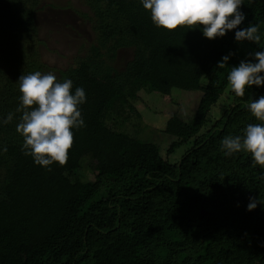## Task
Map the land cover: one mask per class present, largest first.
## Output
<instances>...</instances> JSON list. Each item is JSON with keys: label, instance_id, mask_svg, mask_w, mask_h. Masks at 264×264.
Here are the masks:
<instances>
[{"label": "trees", "instance_id": "1", "mask_svg": "<svg viewBox=\"0 0 264 264\" xmlns=\"http://www.w3.org/2000/svg\"><path fill=\"white\" fill-rule=\"evenodd\" d=\"M42 1L0 0V264H264V0H83L92 41L53 75ZM163 70L201 95L161 148L123 123Z\"/></svg>", "mask_w": 264, "mask_h": 264}, {"label": "rangeland", "instance_id": "2", "mask_svg": "<svg viewBox=\"0 0 264 264\" xmlns=\"http://www.w3.org/2000/svg\"><path fill=\"white\" fill-rule=\"evenodd\" d=\"M83 0H43L36 12L37 26L35 48L39 57L49 68L45 72L56 74L57 69H64L73 63L78 55H84L88 44L92 41V31L88 20L81 15L87 12ZM132 58L131 50L122 48L117 51L114 67L117 69ZM175 72L163 70L157 78L141 74L139 85L143 88L145 103L137 100L132 107H126L127 119L124 127L130 135L158 146L165 147L172 141L193 115L201 92L181 90L174 79ZM241 81L234 75L232 86L226 89L215 107L208 113L207 128L223 112L228 103L227 94L230 90H238ZM141 115L138 118L137 115ZM109 123H115L110 121ZM184 146L177 148L167 158L179 160ZM85 179H92L91 169L83 167Z\"/></svg>", "mask_w": 264, "mask_h": 264}]
</instances>
